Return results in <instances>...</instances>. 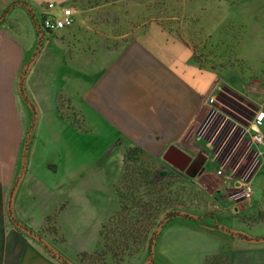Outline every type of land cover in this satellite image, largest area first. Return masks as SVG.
<instances>
[{
  "label": "crops",
  "instance_id": "obj_1",
  "mask_svg": "<svg viewBox=\"0 0 264 264\" xmlns=\"http://www.w3.org/2000/svg\"><path fill=\"white\" fill-rule=\"evenodd\" d=\"M18 1H24L29 8ZM117 1L120 0H0V264H61L36 237L17 227L11 217L37 231L58 202L69 199L67 202L74 209L76 206V212L84 210L85 203L86 214L97 222L93 246L79 250L89 252L96 245L101 224L117 208L114 191L104 180H78L77 173L73 174L78 165L69 171L72 166L70 161L64 163L63 151L71 148L59 147L53 154L45 153L37 137L40 132L48 138H65L73 146L80 134L85 135V152L109 159H94L87 167L117 170L113 189L122 173L124 154L131 147H136L146 161L155 163L152 167L156 165L154 169L159 171L169 167L162 155L175 144L197 158L198 173L200 162H204L196 182L216 177L223 193L235 179L218 177L215 169L234 172L243 166L249 150H254L243 133L247 125L223 116L222 109L207 116L208 109L218 108L220 94L237 93L223 83L222 72L199 66L192 46L160 20L151 18L144 24H134L133 20L112 14L111 7ZM48 3L55 7L47 9ZM225 6L234 23L245 22L247 42L264 44V0H229ZM46 11L70 14L73 23L39 35L37 25ZM23 70V87L29 97L36 89L47 90L39 101L44 109L38 120L32 104L19 89ZM233 72L240 75L232 68ZM217 86L222 90L215 91L216 102L210 106L207 99ZM242 95L251 106L264 108V99L258 102ZM33 113L36 120L29 131L25 154L23 143ZM226 124L234 135L230 152L236 151L239 156L235 166L227 165L223 157L219 159L220 145L215 142L221 125ZM183 159L177 156L174 161L181 165ZM54 164L56 195L43 205L38 181L47 171L53 173L48 166ZM238 175L236 172L234 178ZM263 197L258 196L256 201L252 198L246 206L231 207L234 213L247 215L246 223L240 227L247 230L242 235L252 240L225 232L228 229L216 223L206 226L175 220L160 230L157 242L172 223L181 229L172 237H192V241L176 245L170 255L155 251L152 264H264ZM215 216L209 219L215 221ZM64 241H54L50 247L67 259L72 255L64 253Z\"/></svg>",
  "mask_w": 264,
  "mask_h": 264
},
{
  "label": "rangeland",
  "instance_id": "obj_2",
  "mask_svg": "<svg viewBox=\"0 0 264 264\" xmlns=\"http://www.w3.org/2000/svg\"><path fill=\"white\" fill-rule=\"evenodd\" d=\"M228 2L229 0H120L116 2L117 4L115 7H111V11L112 14L116 13V16L126 18L127 21H135L134 24H144L149 19L155 18L160 20L164 25L175 30L181 38L185 39L192 46L194 49V56L198 59L201 66L218 69L222 72L223 83L237 92L236 94L224 92L220 94L217 99L218 102H216L218 108L213 107L208 109L207 116L211 115V109H222L220 113L223 116L228 115L236 118L240 124L247 125V122L251 118L253 110L256 107L248 104V101L242 97L244 96L242 94H247L248 98H255L258 102L264 99V44L262 42L252 43L246 41L245 22L237 25L232 21L229 8L225 6ZM131 27L132 26L129 25L128 28ZM232 68L234 70L236 69L242 77L234 72L231 73ZM45 91L47 90L36 89V91L31 94L33 98L30 96L32 102L28 96L29 92L26 90V87H24V93L34 107L37 120L39 118V112L44 109L41 108L42 105L39 104V101H41V97H45ZM258 102L255 104L258 105ZM32 118L27 137H29V131L34 125L33 122L36 120L34 113ZM67 118L71 121V117ZM215 122L216 124L218 123L217 120ZM262 129H264V125L262 126ZM82 135L80 134V137L76 139V145L74 146L70 145L69 140L65 138H48L45 136L44 132H40L39 135L36 136L40 139V146L42 144L41 147L45 153L53 154L59 149V147L64 148V150L65 147L71 148L66 151L62 150L64 152V163L70 161L72 166L69 171L71 172L73 166L78 165V171L73 172L74 175L77 173L76 178L78 180L81 181L88 179L95 183H101V181L104 180L105 184L108 185L113 192V184L117 177V170H105L98 166L88 168L87 164L91 161L93 162L94 159L99 158L98 162L101 160L106 162L108 158L103 155L98 156V154L96 155L95 153L90 154L85 152L87 139L85 135ZM225 136H227L226 139H223ZM233 136L232 130L229 131L226 124L221 125L218 137L215 139L218 146L220 145L221 153H219V159L221 160V157H223L227 160L226 164L231 166L237 164V158L239 157L237 156L236 151L230 152L233 144ZM252 148L256 149L255 147ZM253 160L254 150H249V155L245 163L243 166H239L238 170L234 169V172L232 171L233 174L235 175L236 172L238 174L243 173L246 168L252 164ZM96 164L97 163H95V165ZM154 164L155 163H152V165ZM155 166L152 167V179L164 183L168 182V189L173 191V194L177 191L176 188L179 189V194L183 201L180 206L182 211L202 216L200 219H180L178 217L171 222H174L175 220H185L192 224L206 226H209L210 224L215 225L216 223L219 227L223 229L227 228L234 233L242 234V232L247 231L244 229L242 230L240 227L243 222L246 223V220L248 219V217H246L247 215L234 213L231 207L236 204L235 200L227 201V199H224V197L228 198L229 195H233L237 192L236 189H233L229 193H223L220 180L216 177H203L202 182L200 181L198 183L195 179L196 176L192 177L190 176L191 174L187 175L186 173H178L173 169H159V171H156V169H154L156 168ZM209 167L210 166L206 169H209ZM260 169H262L261 172H259ZM260 169L255 174L256 176L254 175L255 177H253L252 198L254 201L257 200L258 196L261 197L262 194L264 196V163ZM38 183H40V197H42V200L44 201L42 204L48 205L47 201L49 200L50 202L51 199L54 200L53 198L56 195V193H54L55 190H53L55 187L54 172L51 173L50 171H47V174L43 175ZM96 188L100 190L102 189L97 186ZM68 200L58 202L50 213L51 215L54 214V212H57L55 225L61 233L62 238L65 239L63 246L67 249V252L64 253L66 256L72 255L68 256L71 258L67 257L69 264H93L89 260L82 263L74 260L76 259L77 254L80 253V249H87L93 246L94 237H96L97 234V222L86 214L85 203L84 210L76 212L78 211L76 206L74 209L73 204L67 202ZM180 204L181 203H178L177 205L179 206ZM60 207H63L62 210H60ZM210 216H215V221L209 219ZM32 221L35 222L36 220L33 219ZM20 223L31 228L30 224L24 222ZM173 224L174 223L170 224L161 234L159 241H156L155 246H153V254L157 251L159 253L170 255L176 249V245L192 241V237L191 239H188L186 236L180 239V235L172 237V234L181 230ZM228 230L224 231L227 232ZM56 236H58L57 238L61 241L60 235ZM49 238L52 241H50ZM52 238V235H49L48 237L44 236L45 242L49 246H52V242L56 241L55 236L53 239ZM176 253L173 255L174 261L177 259ZM146 262L147 251L142 250L131 258L129 264H145Z\"/></svg>",
  "mask_w": 264,
  "mask_h": 264
},
{
  "label": "trees",
  "instance_id": "obj_3",
  "mask_svg": "<svg viewBox=\"0 0 264 264\" xmlns=\"http://www.w3.org/2000/svg\"><path fill=\"white\" fill-rule=\"evenodd\" d=\"M18 3L29 8L24 1H18ZM28 11L30 10L28 9ZM37 26L39 35H42L45 31L41 28V23L39 22ZM193 57L201 66L194 54ZM210 68L213 69L214 67ZM24 73L25 70L22 71V77L18 85L24 99L29 102L24 93ZM29 143L30 138L26 137L23 143V151L27 150ZM152 169V163L142 158L136 147L126 150L122 173L114 186V198L117 208L101 224L98 240L93 250L78 253L75 259L76 262L82 263L89 260L93 264H129L135 254L145 250L147 251V262L145 264H152L154 258L153 246L156 244L162 227L178 217L180 219L202 218L200 215L182 211L180 206L183 201L179 189L176 188L177 191L173 194V191L168 189V182L154 181L152 179ZM178 203L181 204L178 206ZM62 208L60 207V210ZM56 213L48 215L45 218L44 225L37 231L12 217L10 219L17 227L23 229L32 237H36L52 258H55L61 264H69L68 260L53 250L44 239V236L46 237L49 234L55 236L58 242L64 241L55 225ZM228 232L241 239L252 240L246 235L234 233L230 230ZM56 235H60L61 241Z\"/></svg>",
  "mask_w": 264,
  "mask_h": 264
},
{
  "label": "built area",
  "instance_id": "obj_4",
  "mask_svg": "<svg viewBox=\"0 0 264 264\" xmlns=\"http://www.w3.org/2000/svg\"><path fill=\"white\" fill-rule=\"evenodd\" d=\"M54 3H48L47 9L54 8ZM41 28L47 33H53L62 28H66L72 25L73 18L70 14L55 15L46 11L40 20ZM221 87L217 86L214 89V92L210 94L207 99L208 105L212 106L216 102V93L215 91H221ZM212 113L214 112L213 109ZM264 123V108L257 107L253 111L252 117L249 119L247 126L244 128L243 133L247 137V144L250 146L259 147L260 149H254V160L246 170L239 174L237 178H234L235 175L233 172L226 173L222 167L215 169V175L221 178L226 179H235L232 187L226 189L227 193L231 192L233 189H236L233 195H229L230 200H235L237 206H246L253 194V177L262 167L264 163V133L261 131V126Z\"/></svg>",
  "mask_w": 264,
  "mask_h": 264
},
{
  "label": "water",
  "instance_id": "obj_5",
  "mask_svg": "<svg viewBox=\"0 0 264 264\" xmlns=\"http://www.w3.org/2000/svg\"><path fill=\"white\" fill-rule=\"evenodd\" d=\"M25 154H26V151H25ZM177 156H181V158H184L183 164L180 165L174 161V158H176ZM162 160L165 163L169 164L171 167H173L175 170H177L179 172H184L187 175H189L187 172V169L189 168V166L192 165L193 163L197 162V158H193L191 155L184 152L182 149H180L175 144H172L167 148L165 153L162 155ZM202 164L200 162L201 169H200L199 173L203 172L204 166H202ZM48 168L51 171L56 172V166L55 165L54 166H48ZM199 173L196 171L195 173L191 174L190 176L194 177V176L198 175Z\"/></svg>",
  "mask_w": 264,
  "mask_h": 264
},
{
  "label": "flooded vegetation",
  "instance_id": "obj_6",
  "mask_svg": "<svg viewBox=\"0 0 264 264\" xmlns=\"http://www.w3.org/2000/svg\"><path fill=\"white\" fill-rule=\"evenodd\" d=\"M168 165V164H167ZM166 165V166H167ZM169 167H165L167 170L169 169H173L174 171L180 173L179 171L175 170L173 167H171L170 165H168ZM197 168H198V164L197 162L193 163L192 165L189 166V168L187 169V172L188 174H193L197 171ZM181 173H184V172H181Z\"/></svg>",
  "mask_w": 264,
  "mask_h": 264
}]
</instances>
